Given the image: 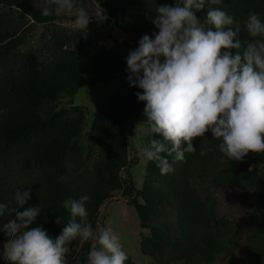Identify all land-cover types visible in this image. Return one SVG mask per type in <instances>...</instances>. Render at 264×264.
Returning <instances> with one entry per match:
<instances>
[{
	"label": "trees",
	"instance_id": "16d2710c",
	"mask_svg": "<svg viewBox=\"0 0 264 264\" xmlns=\"http://www.w3.org/2000/svg\"><path fill=\"white\" fill-rule=\"evenodd\" d=\"M164 4L174 0H155L156 6ZM224 4L241 29L249 12L264 20V0H224ZM0 5L8 8L0 11V202L9 203L15 192L30 188L25 208L40 204L42 210L33 226H43L55 238L70 218L62 206L64 200L89 195L88 221L97 230L101 209L116 191H122L135 208L140 226L149 229L141 239V252L159 264H216L219 257L227 260L223 264H264V153H249L241 161L222 159L219 141L208 132L194 138L197 150L186 154L184 161L172 163L171 173L162 175L156 162L148 161L140 189L131 175L124 187L117 173L130 164L132 116L144 104L135 95L142 90L129 86L126 57L143 35L158 31L151 22L152 0H100L108 17L100 23L108 27L113 22L111 29L124 32L128 40L96 44L84 41L83 31L54 29L42 49L25 51L19 47L31 26L57 20V11L42 16L46 0H0ZM196 15L203 23L207 7ZM241 39L250 38L242 31ZM117 79L119 89L99 104L84 143L85 112L74 107L78 113L70 115L57 109L59 99L73 97L80 88L98 81ZM201 148L210 150L202 156ZM168 159L171 163L172 157ZM17 170L30 177L19 179ZM209 185H235L257 192L261 214L250 215L244 225L243 251L240 225L220 216L219 200ZM12 222L14 218L0 224V243L5 244L3 228ZM74 242L79 247L70 245V256H75V264H86L93 240ZM125 264L136 263L128 257Z\"/></svg>",
	"mask_w": 264,
	"mask_h": 264
},
{
	"label": "clouds",
	"instance_id": "9594fccd",
	"mask_svg": "<svg viewBox=\"0 0 264 264\" xmlns=\"http://www.w3.org/2000/svg\"><path fill=\"white\" fill-rule=\"evenodd\" d=\"M46 4L42 16L72 12L76 30L85 31L93 19L88 10L77 8L76 0H46ZM95 7V20L106 21L100 0H95ZM206 7L202 23L196 13ZM225 8L224 0L155 5L151 22L158 31L143 35L126 57L129 86L142 90L135 95L145 104L147 120L142 124L147 127L142 131L148 146L142 155L155 161L162 175L174 171L172 163L194 153V138L208 132L219 141L222 159L241 161L249 153H264V20L249 12L241 29ZM242 31L250 39L243 41ZM209 150L201 148L200 154ZM30 198L29 188L15 192L9 203L0 202V221L14 218L3 228L6 240L0 264H69V245L78 240L95 241L86 264L128 260L110 227L94 230L88 221L89 195L64 200L70 218L55 238L43 226H33L42 210L40 204L25 208ZM20 208L24 210L17 211ZM60 222L58 218L56 223Z\"/></svg>",
	"mask_w": 264,
	"mask_h": 264
},
{
	"label": "rangeland",
	"instance_id": "374dc122",
	"mask_svg": "<svg viewBox=\"0 0 264 264\" xmlns=\"http://www.w3.org/2000/svg\"><path fill=\"white\" fill-rule=\"evenodd\" d=\"M77 8L83 7L89 11L93 18L87 29L83 31L84 41H91L96 44H115L128 40V36L119 29H111L113 22L106 27L104 24L95 20L96 7L95 3L90 0H76ZM0 11H8L7 7L0 5ZM59 18L57 20L44 23L34 24L31 26L24 44L19 47L20 51H25L31 47L42 49L46 37L50 35L52 30L60 29L67 33H72L76 30L73 25V13L66 11L57 12ZM119 79L108 82L98 81L92 85L82 87L73 97L63 95L58 103L57 109H64L70 115H77L78 111L74 107H79L80 111L85 112V126L83 142L86 143V134L90 130L95 113L99 104L115 93L120 87ZM145 104L137 109L132 116V122L128 135L129 145V161L130 164L126 168H119L117 173L121 176L124 187L127 185L128 175L133 177L137 189L142 188L145 171L148 161L142 155V149L148 146V138L143 135V128L147 127V117L143 114ZM141 124V125H140ZM16 175L21 180H27L30 175L27 172L17 170ZM204 194L205 190L201 185H197ZM214 196L219 200L220 216L235 221L242 229V247L245 244L246 232L244 225L248 222L250 215L260 216L261 201L254 188H241L235 185H209ZM156 224V221L153 222ZM173 231L176 233L175 216L171 218ZM110 227L113 232L119 236L127 256L136 264H159L152 257L145 255L140 250V242L143 236L149 234V229H143L140 226L138 214L134 207L128 204V199L123 196L122 191H116L114 197L106 202L100 211V219L98 228ZM74 244L78 249L79 244ZM69 245V247H70ZM4 244L0 243V254L3 253ZM95 246L93 241L92 247ZM239 256V255H238ZM75 256H67L69 264H75ZM227 260L224 257H219L216 264H223ZM173 264H181L176 262Z\"/></svg>",
	"mask_w": 264,
	"mask_h": 264
}]
</instances>
